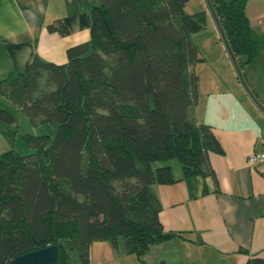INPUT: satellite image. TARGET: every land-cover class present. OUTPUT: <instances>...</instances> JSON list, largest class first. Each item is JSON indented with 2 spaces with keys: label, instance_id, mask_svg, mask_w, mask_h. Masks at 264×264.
<instances>
[{
  "label": "trees",
  "instance_id": "1",
  "mask_svg": "<svg viewBox=\"0 0 264 264\" xmlns=\"http://www.w3.org/2000/svg\"><path fill=\"white\" fill-rule=\"evenodd\" d=\"M209 1L231 57L245 58L242 67L253 63L260 49L246 13L252 0ZM188 2L98 0L90 39L67 50V64L36 55L0 82V94L34 125L57 127L55 137H26L33 154L0 155V264L49 246L59 249L57 264H74L76 251L89 264L92 244L117 248L120 238L125 254L149 264L151 248L185 237L160 221L152 187L179 179L170 165H155L178 160L183 179L215 178L209 154H224L195 115L193 67L203 59L191 36L207 14L188 15ZM48 30L69 33L61 21Z\"/></svg>",
  "mask_w": 264,
  "mask_h": 264
},
{
  "label": "crops",
  "instance_id": "2",
  "mask_svg": "<svg viewBox=\"0 0 264 264\" xmlns=\"http://www.w3.org/2000/svg\"><path fill=\"white\" fill-rule=\"evenodd\" d=\"M97 3L0 0V82L22 71L36 55L47 62L67 64V50L90 39L91 10ZM57 21L67 27L68 35L48 30ZM255 61L244 67L252 95L231 80L221 93H213L214 87H210L202 98L198 76L196 119L212 127L224 154H209L215 178L200 175L183 179L181 166L170 165L179 181L152 187L162 206L164 230L185 237L151 248L146 256L149 264L264 260V162H248L252 154L264 151V65ZM132 257L125 254V244L121 251L109 242H96L90 247L89 264L105 258L115 264H141Z\"/></svg>",
  "mask_w": 264,
  "mask_h": 264
},
{
  "label": "rangeland",
  "instance_id": "3",
  "mask_svg": "<svg viewBox=\"0 0 264 264\" xmlns=\"http://www.w3.org/2000/svg\"><path fill=\"white\" fill-rule=\"evenodd\" d=\"M202 11H205L207 14L206 26L202 31L191 36L194 46L199 51V57L203 59L202 62H199L194 66L196 74L200 77L199 87L202 98L206 97V94H208L207 91L210 89V87H214L213 89L211 88L213 93H221L223 85L229 86L231 80L240 86H243L246 92H248L245 87V84L246 86L248 85L245 79V72L247 74V71H244V67L241 66L245 58L240 57L236 62L241 63L238 64V68L242 74L243 80L245 82L244 84L238 75L235 62L232 60L227 50L225 41L222 38L214 14L210 8L209 1L189 0L185 7V12L188 15H194ZM246 13L252 22L253 34L258 40L257 42H259V61H255V64H261L262 66L264 65V0L250 1L247 5ZM251 68L255 69V67ZM217 82L221 84L219 87L215 85ZM43 85L44 82H42V86ZM0 111L7 112L8 114L12 115L14 119V121L8 122L3 119V114H0V155L10 150H14L21 155L33 154L35 149L27 144V136L38 137L49 135L51 137H55L57 133V127L52 124L42 123L34 125L26 114H24L8 98L1 94ZM162 165H172L174 167L181 166L178 160H172L165 163L159 162L155 165V167H160ZM118 242L119 249L123 251L125 240L120 238ZM118 247L115 249L118 250ZM72 257L74 264H82L77 251L72 254ZM132 258L136 259L135 256ZM93 264L115 263L113 260L105 258L103 260H98L97 262L94 259Z\"/></svg>",
  "mask_w": 264,
  "mask_h": 264
},
{
  "label": "water",
  "instance_id": "4",
  "mask_svg": "<svg viewBox=\"0 0 264 264\" xmlns=\"http://www.w3.org/2000/svg\"><path fill=\"white\" fill-rule=\"evenodd\" d=\"M209 5H210V8L213 12V8H212L210 1H209ZM214 17H215V20H216L217 25L219 27V30H220L223 38H224L227 50H228L230 56H232V51H231L230 47L228 46V42L226 41V39L224 37V33L220 27V24L218 23V19L216 18V16H214ZM232 60L235 62V65H236V68L238 71V75L241 78V81L245 84V82L242 78V74L240 72V69L238 68V64L236 63V61L233 58H232ZM245 87L248 90V93L251 94V92L247 88L246 84H245ZM58 260H59V249H58V247L57 246H49V247H46V248L41 249L39 251L19 256L15 260H13L10 264H57Z\"/></svg>",
  "mask_w": 264,
  "mask_h": 264
},
{
  "label": "built area",
  "instance_id": "5",
  "mask_svg": "<svg viewBox=\"0 0 264 264\" xmlns=\"http://www.w3.org/2000/svg\"><path fill=\"white\" fill-rule=\"evenodd\" d=\"M259 161L264 162V151L258 154H252L248 159L250 165H255Z\"/></svg>",
  "mask_w": 264,
  "mask_h": 264
}]
</instances>
